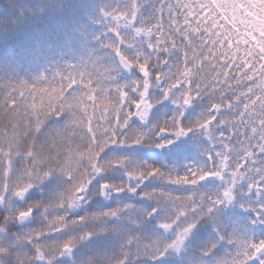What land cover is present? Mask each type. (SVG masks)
I'll return each mask as SVG.
<instances>
[{
    "label": "snow or ice",
    "instance_id": "snow-or-ice-1",
    "mask_svg": "<svg viewBox=\"0 0 264 264\" xmlns=\"http://www.w3.org/2000/svg\"><path fill=\"white\" fill-rule=\"evenodd\" d=\"M104 16L112 63L70 66L43 84L0 88V264H56L65 257L80 264L76 249L105 233L123 243L87 264H157L183 252L201 221L234 205L241 187L264 197V0H119ZM165 101L176 114L143 127ZM197 102L206 107L186 125L187 109ZM49 121L57 126L49 129ZM195 132L210 141L207 164L183 174L106 158L114 147L171 148ZM118 167L126 180L98 181ZM54 176L65 184L46 203L12 207ZM150 181L168 187L149 190ZM121 194L153 207L127 203L73 215L94 198ZM38 210L40 226L11 231ZM156 221L160 234L145 236ZM256 223L264 227V206ZM178 264H188L187 257ZM225 264H264V238L240 245Z\"/></svg>",
    "mask_w": 264,
    "mask_h": 264
},
{
    "label": "trees",
    "instance_id": "trees-1",
    "mask_svg": "<svg viewBox=\"0 0 264 264\" xmlns=\"http://www.w3.org/2000/svg\"><path fill=\"white\" fill-rule=\"evenodd\" d=\"M17 1L18 0H0V40L4 38L6 40L8 39L10 42L13 41L7 45L0 44V88L12 84L17 78H22V74H27L29 71L30 75L33 74L38 77V75L46 69L41 64V66L39 65L37 68L34 67V70H32L33 68L28 69L21 61L22 57L19 53L23 51L21 45L24 46L26 40L30 39L32 41L30 43L31 45H38V43L48 37L50 33L40 34L32 30L31 34L29 31H23L21 33V30H19L14 24L12 26L8 25L12 16L6 12L9 10L12 3H16ZM33 1H39V3H37L38 5L44 3L50 4L49 6H52L53 8L57 5L65 6L74 3L73 8L65 13V17L67 21L69 20L71 22L76 30L75 37L78 40H88V42L82 46L81 50L79 49V46L82 45L80 42V44H72L67 40L64 42L59 40V42L56 43L55 46H57L58 49L49 63L50 67L55 71V74L58 73V70H60L62 66L67 67L69 70L70 66H75L76 68L83 70L90 69L93 65L98 63H108L112 56L111 53L107 56L109 50L106 49L104 45L112 42L113 37L109 31L102 29L99 20L103 17L101 20L109 25V22L106 23V20L108 19L104 18L102 12H110L118 7L119 0H82V2H72L71 0ZM29 2L30 0H26L25 4L28 5ZM40 15H43V13ZM40 23L42 25L41 29H43L44 26L48 24V21L42 16ZM34 25L37 27L36 22H34ZM12 44L16 50L10 48V45ZM10 50L13 52H9ZM71 52L72 54L69 55ZM85 53L86 56L81 57V55ZM60 66L61 68H59ZM53 77L51 76V78ZM157 105L154 107L156 110L154 108L152 110V115L156 118L153 122L154 124L162 123L167 117L176 114L174 104H171L169 101ZM205 107L206 104L197 102L193 105V108L197 111V113H194L198 114L200 111H203ZM197 119L198 116L193 117L192 113L187 111L184 117V122L186 125L195 124ZM138 123L139 122L136 124ZM56 124V121H49L47 127L50 129V127L56 126ZM189 137L188 140L191 139V142L189 143H183L185 141L180 140L183 145L179 148L177 153L173 155V159L165 157L163 153H159V156H157L156 152H154L150 158L143 160L148 164L157 167H164L167 170L175 169L178 173L183 174L191 167L189 162L192 160V155L197 154L200 160L199 163H197V166L203 167L204 164H207L206 153L210 148V141L205 135H201L199 132L192 133ZM196 141L199 142L197 146L195 145ZM61 182L62 178L59 177L56 180V183ZM153 184L159 186L162 183L158 181L153 182ZM162 187L168 186L163 184ZM206 194L214 195L213 192H206ZM238 196L241 198L244 197V191L239 190ZM256 196L264 201V197H261L258 194ZM257 211H250L248 208L244 209L235 205V207L230 210L222 208L218 213L214 214L212 218L205 217L200 223L201 228L199 227V233H193L192 237L189 239L191 241L187 242L179 257L170 254L165 259L158 261L157 264H178V262L185 256L187 257L188 264H225L227 260L235 255L240 245L249 243L253 239L259 240L264 238V227L259 223L253 224V221L256 220ZM246 215L247 217L244 219L243 216L245 217ZM107 241L108 240H105L104 238L98 240L102 246L99 255L106 251H112L113 248L109 247V245L118 248L122 244L112 239L109 242ZM96 242L97 240H92V243L90 244L91 247H93V252L97 248L93 245ZM103 245H107V247L104 248ZM213 245H215L214 250L212 248ZM209 252L210 255H206V253ZM84 256L85 258H90L91 253L85 254ZM91 258H93V256H91Z\"/></svg>",
    "mask_w": 264,
    "mask_h": 264
},
{
    "label": "rangeland",
    "instance_id": "rangeland-1",
    "mask_svg": "<svg viewBox=\"0 0 264 264\" xmlns=\"http://www.w3.org/2000/svg\"><path fill=\"white\" fill-rule=\"evenodd\" d=\"M72 2L76 1H81L82 0H71ZM23 4H22V3ZM26 0H18L16 3H12L10 5L9 10L6 12L8 13L10 16H12L10 22H8L10 26H12L13 24L19 29L21 30V33L23 31H29L30 34L32 33V31H35L36 33H40V34H48V32L50 33L48 35V37L44 38L40 43L31 45L30 43L32 42L30 39L26 40L24 42V46L21 45V48L23 47V51H21V53H19L22 57L21 61L22 63L28 68V69H32L34 70V67H38L40 64L42 66H44L46 69L45 71L43 70L37 77V75H33V74H29V72L27 74H22V78H17L15 82H13L12 84L9 85H13V84H17L20 83L22 81H27L29 83H36V82H40L41 84L45 83L47 80H51V76L56 77L57 73L55 74L54 70L50 67L49 63L50 60H52L53 56L56 54V50L58 49L56 45L57 42H59V40L61 42L64 41H70V43H75V44H80L82 43V45L79 46V49L81 50L82 46H84L88 40L86 39H80L78 40L75 36H76V30L74 29V27L72 26L71 22L65 17V13L68 12L70 9L73 8L74 3L71 4H67V5H57L56 7H52L49 6L50 4H40L38 5L37 3H39V1H33L30 0L29 4L26 5L25 4ZM69 2V1H68ZM41 13H43V15H40ZM46 14V15H45ZM102 15L104 16V12H102ZM44 16L45 19L48 21V24H46L44 26L43 29L42 25L40 23L41 21V17ZM103 18V17H102ZM101 18V19H102ZM105 19H107L104 16ZM99 20L101 23V27L102 29H104L105 31H109V25L105 24V22H103L102 20ZM34 22L37 23V27L34 25ZM106 23H108V20H106ZM50 25V26H49ZM76 26V24H75ZM32 30V31H31ZM53 34V35H51ZM84 35L86 36V34L84 33ZM13 41H9L8 39H2L0 40V44L3 45H7L9 43H12ZM80 42V43H79ZM10 48L15 49L14 45H10ZM16 50V49H15ZM79 50V52L81 53V51ZM9 52H13V51H9ZM72 52L69 54L71 55ZM110 51L108 53L107 56H109ZM85 54H82L81 57H85ZM108 63H112V57L110 58V60L108 61ZM40 65V66H41ZM61 68V66L59 67ZM25 69V68H23ZM1 71V70H0ZM67 71H69V69L67 67H63L58 70V73L60 74H64ZM58 78V77H57ZM153 95L156 97H159L160 92L157 90H154ZM172 104V102H171ZM158 106V105H157ZM156 110V108H154ZM202 112V111H200ZM198 115V118L200 116V113ZM156 120L155 116L151 115L150 119H149V124L145 126L148 127L149 125H156L153 122ZM48 126V125H47ZM57 126V124H56ZM56 126H53L52 128H55ZM135 126H141L138 124H136ZM50 128V129H52ZM195 144V143H194ZM199 144L198 141H196V146ZM174 146V145H173ZM173 146L170 148V150L173 149ZM143 147H146V150H150L153 151L155 150L156 155L159 156V153H161L160 149H156L153 147H148V146H137V147H133V148H110L109 150H107L106 152V158H119V157H128L130 158V160L132 162H145L144 160H147V158H142L141 156H138V151H140L141 149H143ZM163 155H166L163 152ZM169 157L172 158V153H169ZM144 159V160H143ZM143 160V161H142ZM199 158L197 155V163H199ZM203 161V160H202ZM194 165V164H193ZM203 166H206L205 164ZM126 176H127V172L126 169L121 167V169H113L111 171H109L106 175L102 176V177H98V181L99 182H105V181H112V182H121L126 180ZM60 176H54L53 178H51L50 180H48L43 186H42V190L40 188H34L29 194H28V198L26 201L21 202V201H16L13 200L11 202V205L13 208H23L26 206L27 203H30L32 201L35 200H42L45 203L50 200L54 194L55 191L61 189L64 184V178H62V182L61 183H56V180L59 178ZM153 182H158V181H150L148 183V185H146V187L151 190L152 188H161L163 184L156 186L155 184H153ZM96 183V182H94ZM219 181L216 182V185H219ZM55 185V188H54ZM241 191H244L245 196L244 197H239L237 196V202H236V206L240 207V208H248L250 211L253 210H259L262 206H264V201L260 198H258L256 195H250V193H248L247 188L245 187H241V189H239ZM214 194V193H213ZM136 200V201H135ZM241 200V202H240ZM142 201L143 203H145V205H138L137 202ZM94 202L96 204H94ZM127 203H134L138 208L142 209L143 211H148L153 207V202L149 201V200H141L138 197H131V196H127L124 194H121L120 197H113L111 199H106V202L101 201L100 197L98 198H94L92 199L91 203H89L87 205V208H80L77 209L76 212L73 213L74 216H82L85 215L86 213H95L98 211H102V210H111L114 209L116 207H120L123 206L124 204ZM94 204V206L96 207H91ZM2 212V211H0ZM247 217V215L243 218L245 219ZM34 224L32 226H29L27 228H36L38 226H40L42 224V217L39 215V210L37 211V213L34 214ZM158 223L159 221H156L154 224H152L151 226L147 227L144 230V235L147 237H152L155 238L156 236H158L161 232V230H159L158 228ZM199 227L194 231V233H199ZM16 225L11 226V231L15 232ZM201 228V227H200ZM26 229V228H24ZM134 230V229H133ZM105 234H112V233H105ZM67 235V234H65ZM103 234L102 236H100V238L97 240H100L103 238ZM192 237V236H191ZM190 237V238H191ZM189 238V239H190ZM112 240H115L119 243H123V240L120 237H116L115 234H112ZM191 241V240H189ZM92 240L88 241L86 244L88 246H86V244H84L82 247L77 248L76 251L73 253V258L77 261L80 262V264H87V261L89 259H93V258H85L84 254H86L85 250H90ZM96 248L95 251H98L101 253L100 248H102V246L100 245V243L97 241L95 244H93ZM84 247H87L86 249ZM104 248L107 247V245H103ZM93 250V247H91ZM87 252V253H88ZM181 253L178 254H174L175 256L179 257ZM98 257V255H97ZM64 262H68V264H72V260H70L69 258L65 257L63 260H59L56 262V264H65ZM141 264H148L147 261H142Z\"/></svg>",
    "mask_w": 264,
    "mask_h": 264
},
{
    "label": "water",
    "instance_id": "water-1",
    "mask_svg": "<svg viewBox=\"0 0 264 264\" xmlns=\"http://www.w3.org/2000/svg\"><path fill=\"white\" fill-rule=\"evenodd\" d=\"M103 198V197H102ZM33 223V218L31 220L28 221V223L26 225H18L19 228H24L27 227L28 225H31Z\"/></svg>",
    "mask_w": 264,
    "mask_h": 264
},
{
    "label": "flooded vegetation",
    "instance_id": "flooded-vegetation-1",
    "mask_svg": "<svg viewBox=\"0 0 264 264\" xmlns=\"http://www.w3.org/2000/svg\"><path fill=\"white\" fill-rule=\"evenodd\" d=\"M136 201V200H135Z\"/></svg>",
    "mask_w": 264,
    "mask_h": 264
}]
</instances>
